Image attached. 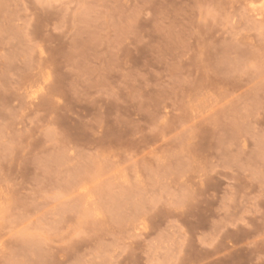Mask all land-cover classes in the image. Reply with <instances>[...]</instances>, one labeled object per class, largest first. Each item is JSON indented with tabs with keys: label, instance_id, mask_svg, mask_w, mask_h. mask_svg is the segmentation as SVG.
<instances>
[{
	"label": "rangeland",
	"instance_id": "obj_1",
	"mask_svg": "<svg viewBox=\"0 0 264 264\" xmlns=\"http://www.w3.org/2000/svg\"><path fill=\"white\" fill-rule=\"evenodd\" d=\"M0 264H264V0H0Z\"/></svg>",
	"mask_w": 264,
	"mask_h": 264
}]
</instances>
